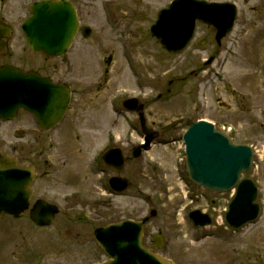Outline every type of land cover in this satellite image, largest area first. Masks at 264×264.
<instances>
[{
    "label": "rangeland",
    "instance_id": "rangeland-1",
    "mask_svg": "<svg viewBox=\"0 0 264 264\" xmlns=\"http://www.w3.org/2000/svg\"><path fill=\"white\" fill-rule=\"evenodd\" d=\"M35 1L0 0L1 19H25ZM70 1L80 25L91 30L89 37L78 34L65 55L49 60L24 45L20 61H14L76 91L55 129L28 128L35 141L11 138L19 164L35 168L34 200L56 205L59 213L47 228L35 227L27 212L1 218L0 264H99L106 256L93 231L140 221L150 209L156 215L144 226L143 244L174 264H264V0H205L236 5L233 30L216 46L210 28L199 24L196 43L177 55L161 49L149 33L156 12L172 0ZM207 55L214 60L205 66ZM128 98L145 103L143 115L153 131L182 118L165 132L171 144L131 157L141 137L136 116L120 106ZM188 120L230 130L234 144L253 149V165L244 176L258 188L255 222L231 230L224 222L229 194H212L188 181L181 141ZM111 128V141L126 158L117 176L131 183L121 195L110 192L113 173L95 159ZM194 210L209 214L211 225L192 226L187 215ZM156 235L159 250L153 248Z\"/></svg>",
    "mask_w": 264,
    "mask_h": 264
},
{
    "label": "water",
    "instance_id": "water-1",
    "mask_svg": "<svg viewBox=\"0 0 264 264\" xmlns=\"http://www.w3.org/2000/svg\"><path fill=\"white\" fill-rule=\"evenodd\" d=\"M30 12L31 16L21 27L28 48L46 58L64 55L79 27L74 7L65 0L43 1L33 4ZM235 18L236 7L230 3L174 0L157 14L151 33L163 49L177 54L191 41L196 21L212 25L217 32L215 40L219 43L232 30ZM82 34H89V30L82 29ZM68 90L35 72L25 73L3 66L0 68V119H12L18 110L23 109L35 115L41 129H51L66 111ZM137 104V100L131 99L124 106L129 111H140L142 107ZM187 125L183 143L188 179L213 193H226L235 188V196L225 215V222L231 228L239 229L255 221L259 215V207L255 204L257 188L251 180L242 178L251 167L252 149L233 145L225 133L206 121H188ZM173 127L163 128L161 132ZM142 128L145 144L134 149V158L139 157L142 150H147L157 136L144 126ZM103 161L118 173L123 169L120 150L105 154ZM33 177L31 167H18L15 159L0 154V219L4 215L16 217L28 209ZM109 186L122 193L130 184L124 179L112 178ZM57 213L55 206L37 201L29 211V218L37 227H48ZM155 215L156 212L151 210L150 215L141 221L126 220L96 229L94 240L108 257L101 264H173L149 251L142 243L143 227ZM188 218L194 226L211 223L210 218L199 211L191 212ZM154 242V248L160 249L161 238L155 237Z\"/></svg>",
    "mask_w": 264,
    "mask_h": 264
},
{
    "label": "flooded vegetation",
    "instance_id": "flooded-vegetation-1",
    "mask_svg": "<svg viewBox=\"0 0 264 264\" xmlns=\"http://www.w3.org/2000/svg\"><path fill=\"white\" fill-rule=\"evenodd\" d=\"M21 8H22L21 5L18 6V7L16 6V10H18V9L21 10ZM21 20H22L21 18H18L15 21V17H14V20H13V18H11V20L8 21V20L1 19V16H0V66L1 65H5V64L14 63V61H20V57L22 55V50H23V36H22L21 32L19 31V27L18 26H19V23L21 22ZM14 21L17 24L13 28V25H14L13 22ZM6 28L9 29V32L4 30ZM211 31H212V35H214L215 31L213 29ZM196 41H197V38H195L193 40V42L191 43L190 46L194 45L196 43ZM199 42L202 44L203 42H207V40L204 38L203 41L200 40ZM211 58H213V57H211ZM8 59H10L11 61L8 60ZM213 60H214V58H213ZM42 75L44 77H48L47 75H44V74H42ZM190 75H193V72H191ZM182 79H184V78H182ZM55 83H57V84H64L62 82H55ZM74 94H76V91H74V90L71 89L70 90L69 105H68V107H67V109L65 111L66 112L65 115L71 109L70 107H71V104H72V101H73L72 99H73ZM140 104L143 107V111L142 112H144L146 110L145 103L143 101L139 100V105ZM65 115H64V117H65ZM132 115H135L136 116V118L138 120V122H137L138 123V126L140 127L141 121L138 119L137 114H132ZM22 116L24 118H22ZM64 117H63V119H64ZM62 120L59 122V124L62 122ZM151 122H152L151 123L152 126L156 124L155 123L156 121H151ZM175 123H177V124L180 125L182 123V118H179V120L175 121ZM143 124L145 126L148 125L147 122H146V119H145L144 115H143ZM151 124H150V126H151ZM57 126H55L52 129L43 130V129H41L38 126V124L36 123L35 118L32 115H30L29 113H26L24 111H19L17 113L16 117L13 120H11V121L2 122L0 120V128H1L0 129V152L2 154H4V155L14 156L13 155V152H16V150H15V146H11V144L13 143V141L11 140V138L14 139V140H29V138L32 137L33 138V141H35L34 134L32 135L29 132V130H28V128H30V127H33V129H34V127H36V129L39 131V133H48V132L52 131L53 129H55ZM177 127H178V125H177ZM112 131L113 130L111 128L110 130H108L107 134L108 133H112L113 134ZM101 136H102V134L100 135V137ZM165 136H166V134H159L158 137H157V139H156V142L153 145H159V146L165 145L166 146V144H169V143L171 144V142H167V140L164 138ZM107 142H108V140L106 142H104L103 144H101L100 147L95 150V153H96L100 149L99 150L100 153H101L100 154V165L102 166V168H104L105 165L103 164V162L101 160V156L104 153H106L109 150H111V149L119 148V147H117L114 144V142L112 143L113 145H108V144H106ZM108 143H110V142H108ZM133 148L134 147H132V149H131V153L133 151ZM3 150H8L10 153H4ZM123 155H124V152H123ZM14 157L16 158L17 163L19 164V159L20 158L18 156H14ZM124 157H125V155H124ZM125 162H126V158H125ZM105 170H108V171L112 172L113 175L116 174L111 169H105ZM36 179H37V174H36ZM36 179H35V181H36Z\"/></svg>",
    "mask_w": 264,
    "mask_h": 264
},
{
    "label": "bare ground",
    "instance_id": "bare-ground-1",
    "mask_svg": "<svg viewBox=\"0 0 264 264\" xmlns=\"http://www.w3.org/2000/svg\"><path fill=\"white\" fill-rule=\"evenodd\" d=\"M133 112H137V110H134ZM151 132H152V131H151ZM154 143H155V142H152V146H153ZM34 177H35V176H34ZM34 177H33V178H34ZM151 210H152V209H151Z\"/></svg>",
    "mask_w": 264,
    "mask_h": 264
}]
</instances>
